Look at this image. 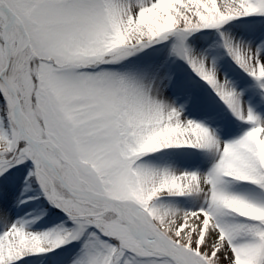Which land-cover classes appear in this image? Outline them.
Here are the masks:
<instances>
[{"label": "snow or ice", "instance_id": "1", "mask_svg": "<svg viewBox=\"0 0 264 264\" xmlns=\"http://www.w3.org/2000/svg\"><path fill=\"white\" fill-rule=\"evenodd\" d=\"M0 264H264V0H0Z\"/></svg>", "mask_w": 264, "mask_h": 264}, {"label": "rangeland", "instance_id": "2", "mask_svg": "<svg viewBox=\"0 0 264 264\" xmlns=\"http://www.w3.org/2000/svg\"><path fill=\"white\" fill-rule=\"evenodd\" d=\"M33 207H35L36 209H37V211H39L42 207H43V205H40L38 202L37 203H34L33 204ZM55 217H50L49 218V222H52V221H55Z\"/></svg>", "mask_w": 264, "mask_h": 264}]
</instances>
